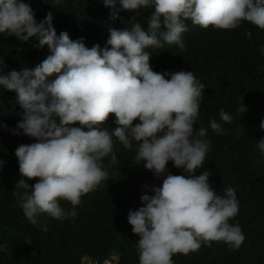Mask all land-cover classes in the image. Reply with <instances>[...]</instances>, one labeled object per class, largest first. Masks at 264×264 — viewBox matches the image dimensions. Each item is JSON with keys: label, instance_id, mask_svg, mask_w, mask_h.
I'll list each match as a JSON object with an SVG mask.
<instances>
[{"label": "clouds", "instance_id": "obj_1", "mask_svg": "<svg viewBox=\"0 0 264 264\" xmlns=\"http://www.w3.org/2000/svg\"><path fill=\"white\" fill-rule=\"evenodd\" d=\"M60 3L53 0L51 5ZM103 4L112 20L121 10L154 7V11L147 29L139 22L123 30L109 28L105 47L89 48L82 37L73 40L67 31L58 35L51 11L37 21L25 0H0V36L22 42L35 38L37 47L47 46L50 52L34 68L21 71L5 72L7 65L0 59V86L16 93L21 109V119L10 131L36 141L15 149L19 172L27 178L15 186L23 191L13 192L24 216L33 225L41 214L61 221L74 218L81 197L109 180L104 159L110 156L109 165L117 163L115 138L124 149L135 150V164L144 162L156 179L164 177L160 186L144 184L153 194H142L144 206L128 212V223L139 237V264H173L174 254L187 255L213 241L238 249L245 236L238 223H230L239 211L235 190L228 187L218 194L209 184L210 172L195 175L211 146L208 128H194L205 85L191 71H154L147 49L166 43L185 50L186 20L205 29H235L249 22L264 30V0H103ZM245 35L251 39L252 33ZM260 50L264 54V46ZM239 111L246 112L247 106L243 103ZM110 114L116 125L111 132L102 127ZM219 118L209 126L223 135L221 122L231 123L232 116L221 109ZM259 127L264 130V119ZM257 147L264 153V138ZM169 161L185 175L171 174ZM4 164L0 161V169ZM33 178L38 179L29 184ZM62 200L72 208H63Z\"/></svg>", "mask_w": 264, "mask_h": 264}, {"label": "trees", "instance_id": "obj_2", "mask_svg": "<svg viewBox=\"0 0 264 264\" xmlns=\"http://www.w3.org/2000/svg\"><path fill=\"white\" fill-rule=\"evenodd\" d=\"M35 12L37 21L53 13V26L57 34L67 31L73 40L83 38L89 48L99 44L105 47L109 28L123 30L139 22L147 29V18L154 11L141 8L129 12L121 10L119 18L110 19V9L103 0H61L53 7V0H25ZM117 4V8H119ZM187 31L182 34L186 49L175 44L150 48V64L156 72L168 70L191 71L205 85L200 103L199 119L194 128H208L211 140L204 164L195 175L210 172L209 184L218 193L232 187L239 203V211L230 223H238L245 236L241 246L230 249L224 242L202 245L189 254H174L173 264H264V153L257 147L264 138L259 127L264 119V30L249 22L235 29L202 28L191 20L184 21ZM251 32V39L246 33ZM31 38L22 42L15 36H0V59L7 65L5 72L32 69L50 54L47 46L39 48ZM243 103L247 111L239 109ZM224 109L232 116L231 123H222L226 134L216 135L210 121L220 122L219 112ZM16 93L0 86V264H139L138 235L128 223L129 210L144 206L140 196L150 189L142 186H160L164 177L156 179L144 162L135 164V150L124 149L114 139L117 163L109 165L104 159L109 180L93 192L81 197L74 218L56 220L41 214L33 225L24 216L14 191L22 177L15 149L20 144L36 142L27 135H14L21 119ZM114 114L102 127L110 132ZM135 123V122H134ZM5 125L7 127H5ZM78 126V125H76ZM87 131V129H84ZM173 175H185L183 169L167 164ZM38 178L29 180L34 184ZM66 210L72 208L60 201ZM46 227L47 230H44ZM110 260V262H108Z\"/></svg>", "mask_w": 264, "mask_h": 264}, {"label": "rangeland", "instance_id": "obj_3", "mask_svg": "<svg viewBox=\"0 0 264 264\" xmlns=\"http://www.w3.org/2000/svg\"><path fill=\"white\" fill-rule=\"evenodd\" d=\"M117 260V255L113 256V261ZM86 262H89V264H95L94 262L89 261L88 259H86ZM107 264V263H106Z\"/></svg>", "mask_w": 264, "mask_h": 264}, {"label": "flooded vegetation", "instance_id": "obj_4", "mask_svg": "<svg viewBox=\"0 0 264 264\" xmlns=\"http://www.w3.org/2000/svg\"><path fill=\"white\" fill-rule=\"evenodd\" d=\"M114 263V261L113 260H111V264H113ZM106 264V263H105Z\"/></svg>", "mask_w": 264, "mask_h": 264}, {"label": "water", "instance_id": "obj_5", "mask_svg": "<svg viewBox=\"0 0 264 264\" xmlns=\"http://www.w3.org/2000/svg\"><path fill=\"white\" fill-rule=\"evenodd\" d=\"M108 262H110V260H108Z\"/></svg>", "mask_w": 264, "mask_h": 264}, {"label": "crops", "instance_id": "obj_6", "mask_svg": "<svg viewBox=\"0 0 264 264\" xmlns=\"http://www.w3.org/2000/svg\"><path fill=\"white\" fill-rule=\"evenodd\" d=\"M107 264H110V263H107Z\"/></svg>", "mask_w": 264, "mask_h": 264}]
</instances>
